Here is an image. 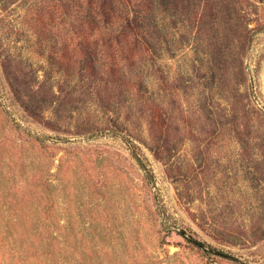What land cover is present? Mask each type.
<instances>
[{
  "label": "rangeland",
  "instance_id": "374dc122",
  "mask_svg": "<svg viewBox=\"0 0 264 264\" xmlns=\"http://www.w3.org/2000/svg\"><path fill=\"white\" fill-rule=\"evenodd\" d=\"M0 264H264V0H0Z\"/></svg>",
  "mask_w": 264,
  "mask_h": 264
},
{
  "label": "trees",
  "instance_id": "16d2710c",
  "mask_svg": "<svg viewBox=\"0 0 264 264\" xmlns=\"http://www.w3.org/2000/svg\"><path fill=\"white\" fill-rule=\"evenodd\" d=\"M180 232V234H182L183 236H184V233L182 232V231H179ZM190 237V236H189ZM185 238H187L188 239V237H185ZM190 238H192V237H190ZM190 240V239H189ZM51 246V245H50ZM48 248V247H47ZM207 251L208 252H210V253H216V254H222V255H224V253L223 252H221V251H219V250H217V249H214V248H211V247H208L207 248ZM34 252L35 253H42L43 252V250L40 248V247H36L35 249H34ZM34 253V254H35Z\"/></svg>",
  "mask_w": 264,
  "mask_h": 264
},
{
  "label": "water",
  "instance_id": "95a60500",
  "mask_svg": "<svg viewBox=\"0 0 264 264\" xmlns=\"http://www.w3.org/2000/svg\"><path fill=\"white\" fill-rule=\"evenodd\" d=\"M188 237V239H190L191 241H193L194 243H196L199 247H204V245L203 244H201V243H199V242H197L196 240H194V239H192V238H190L189 236H187ZM207 249V248H206Z\"/></svg>",
  "mask_w": 264,
  "mask_h": 264
}]
</instances>
